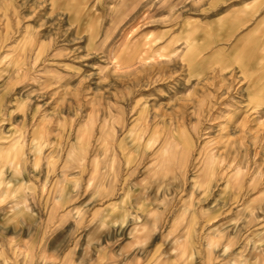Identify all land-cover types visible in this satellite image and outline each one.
<instances>
[{
  "label": "rangeland",
  "instance_id": "rangeland-1",
  "mask_svg": "<svg viewBox=\"0 0 264 264\" xmlns=\"http://www.w3.org/2000/svg\"><path fill=\"white\" fill-rule=\"evenodd\" d=\"M207 3L92 0L84 15L97 20L81 22L75 0L63 3L72 18L0 0V222L15 183L43 182L45 200H19L46 206L81 172L69 212L108 182L149 205L147 225L111 236L126 247L110 264H264V104L249 105L235 71L186 67L187 23L204 22Z\"/></svg>",
  "mask_w": 264,
  "mask_h": 264
},
{
  "label": "crops",
  "instance_id": "crops-1",
  "mask_svg": "<svg viewBox=\"0 0 264 264\" xmlns=\"http://www.w3.org/2000/svg\"><path fill=\"white\" fill-rule=\"evenodd\" d=\"M31 1L36 4L47 2L56 13H63L72 18L70 11L63 8L65 0ZM89 1L92 0H75L81 22L90 17L96 19V14L90 17L84 15V8ZM207 2L208 7L215 11L202 23L194 21L187 23L194 33L196 43V51L193 53L196 65L186 64L191 77L195 78L213 71L219 74L235 71L244 84L249 105L251 107L263 105L264 0H207ZM188 37V33L180 32L177 40H186ZM183 50L180 52L181 55ZM117 150L122 151L120 148ZM68 177L61 181L54 198L48 196L49 204L46 206H27L19 200L25 198L27 194L29 198L41 194L45 200L47 191L43 190L45 188L43 182L29 178L23 180L20 187H18L20 182L17 186L14 184L12 193L14 194V190L17 189L15 192L17 196L12 198L18 204L5 212V217L0 222V263L110 264L116 262L113 256V252H116L114 248L126 247L125 242L122 244V241L112 240L111 236L115 235V232L139 229L137 226L148 224L146 216L149 205L141 192L132 191V186L128 189L123 186L117 192L109 182L105 184V190L102 192L94 193L93 196L82 195V206L84 204L88 206L86 212L77 214L69 212L73 203L71 192L75 187V192L79 195L83 186V175L77 172ZM79 197L76 196L78 207ZM52 199L54 202H51ZM3 200L4 197L0 202ZM48 214L57 217L53 223L44 217ZM84 214L85 218L82 216ZM89 232H92L91 237ZM85 252L90 254L85 255Z\"/></svg>",
  "mask_w": 264,
  "mask_h": 264
}]
</instances>
